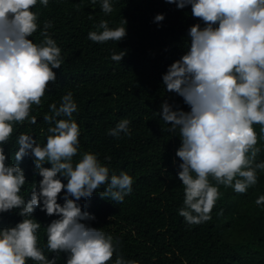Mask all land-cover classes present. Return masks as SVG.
Masks as SVG:
<instances>
[{
    "label": "clouds",
    "instance_id": "obj_1",
    "mask_svg": "<svg viewBox=\"0 0 264 264\" xmlns=\"http://www.w3.org/2000/svg\"><path fill=\"white\" fill-rule=\"evenodd\" d=\"M37 2L0 0V214L18 210L22 218L0 227V264H28L29 260L57 264L61 253L65 264H139L117 254L120 240L92 226L96 216L80 203L90 200L102 186L101 199L122 203L133 191L134 179L127 171L110 172L97 153L80 152V126L74 119L79 109L71 90L60 97L59 104L50 103L43 115L49 125L45 143L20 132L15 163L5 153L17 125L37 123L31 114L33 105H41L49 84L57 81L53 69L63 63L61 48L48 31L54 26L51 20L43 22L39 43L29 39L39 28L32 11ZM90 2L95 5L97 0ZM165 2L181 10L190 6L192 17L199 21L187 30L184 54L162 74L165 91L182 97L188 110L174 108L165 100L157 114L170 125L169 133L179 132L175 156L181 161L177 177L184 199L178 214L186 224L200 225L212 219L222 195L220 186L246 194L257 184L258 173L264 172L257 147L264 138V0ZM39 3L46 8L49 0ZM100 7L105 15L114 11L111 0H100ZM164 20L165 15L158 13L153 22L160 25ZM126 25L123 19L113 28L102 19L87 39L100 44L120 42L127 36ZM125 55L120 50L110 59L121 63ZM130 124L123 118L107 134L131 137ZM255 125L260 126L259 135ZM25 157L32 160L34 174L42 177L38 184L32 183L30 199L21 195L28 183L20 167ZM104 159L111 162L110 156ZM61 199L63 203L58 202ZM255 204L264 205V195ZM37 208L55 217L45 227L47 250L56 254L52 259L39 247L42 225L33 215Z\"/></svg>",
    "mask_w": 264,
    "mask_h": 264
},
{
    "label": "trees",
    "instance_id": "obj_2",
    "mask_svg": "<svg viewBox=\"0 0 264 264\" xmlns=\"http://www.w3.org/2000/svg\"><path fill=\"white\" fill-rule=\"evenodd\" d=\"M111 3L114 11L109 15L101 11L100 0L95 5L90 0H49L46 8L38 0L32 9L39 28L29 39L39 43L43 22L51 20L54 26L48 31L61 48L63 63L60 69H53L57 81L49 84L41 105H33L31 114L37 117V123L17 125L4 146L9 162L15 163L20 132L33 135L41 144L46 142L49 125L43 115L50 103L59 104L60 97L71 90L79 109L74 119L80 126V152H95L110 172L118 175L127 171L134 179L133 191L122 203L101 199L103 186L90 200L80 201L88 205L84 210L96 216L92 226L120 240L118 255L139 264H264V205L255 204L264 195V172L258 173L257 184L246 194L220 186L221 198L206 223L190 226L178 214L184 199L177 177L181 161L175 156L180 146L179 132L169 133L170 125L157 113L165 100L174 108L188 110L182 97L165 91L162 74L184 54L187 30L199 21L192 17L190 6L181 10L165 0ZM158 13L165 15L160 25L153 22ZM102 19L113 28L126 19L127 36L120 42L103 44L88 40V32L96 30L94 25ZM120 50L126 51L121 63L112 61L111 55ZM123 118L131 121V137L108 135V130ZM254 127L259 135L260 126ZM257 147L261 149L258 159L264 160V138L259 139ZM106 156L111 157L110 163L105 161ZM78 159L74 157V161ZM20 167L28 180L21 195L30 199L32 183L38 184L42 177L34 174L28 157ZM17 211L0 214V227L19 222L22 218ZM33 215L42 225L39 247L52 259L56 254L47 250L45 227L55 217L39 208ZM65 259L64 253L59 254L57 264H65ZM28 264L34 262L29 260Z\"/></svg>",
    "mask_w": 264,
    "mask_h": 264
}]
</instances>
